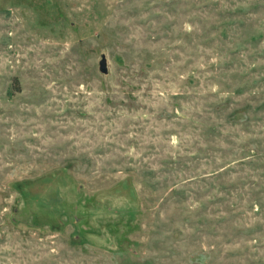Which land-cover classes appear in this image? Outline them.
I'll return each mask as SVG.
<instances>
[{"label":"rangeland","instance_id":"obj_1","mask_svg":"<svg viewBox=\"0 0 264 264\" xmlns=\"http://www.w3.org/2000/svg\"><path fill=\"white\" fill-rule=\"evenodd\" d=\"M0 264H264V0H0Z\"/></svg>","mask_w":264,"mask_h":264},{"label":"water","instance_id":"obj_2","mask_svg":"<svg viewBox=\"0 0 264 264\" xmlns=\"http://www.w3.org/2000/svg\"><path fill=\"white\" fill-rule=\"evenodd\" d=\"M98 70L103 74H105L107 72V69L105 66V59H104L103 55H101V58L98 61Z\"/></svg>","mask_w":264,"mask_h":264}]
</instances>
